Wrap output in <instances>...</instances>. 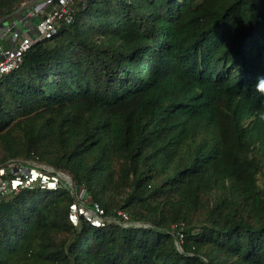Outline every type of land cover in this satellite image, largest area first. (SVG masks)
Masks as SVG:
<instances>
[{"label":"trees","instance_id":"16d2710c","mask_svg":"<svg viewBox=\"0 0 264 264\" xmlns=\"http://www.w3.org/2000/svg\"><path fill=\"white\" fill-rule=\"evenodd\" d=\"M74 9L0 80V166L67 173L140 226L75 227L69 188L23 190L0 201V264H264V0Z\"/></svg>","mask_w":264,"mask_h":264},{"label":"built area","instance_id":"2783aa9c","mask_svg":"<svg viewBox=\"0 0 264 264\" xmlns=\"http://www.w3.org/2000/svg\"><path fill=\"white\" fill-rule=\"evenodd\" d=\"M75 1L34 0L10 19L8 25L9 21L0 24V80L22 65L25 53L36 43L55 37L61 22L70 23L73 20ZM20 25L23 27L17 29ZM64 186L69 188L75 199L69 213L73 226H78L81 218L96 228H105L111 223L123 227L140 226L123 211H118L115 217H107L98 204L87 207L85 192L76 191L67 173L27 160H11L0 166V201L23 190L57 191ZM177 244L180 245V242Z\"/></svg>","mask_w":264,"mask_h":264},{"label":"water","instance_id":"95a60500","mask_svg":"<svg viewBox=\"0 0 264 264\" xmlns=\"http://www.w3.org/2000/svg\"><path fill=\"white\" fill-rule=\"evenodd\" d=\"M34 0L24 4L20 10H18L17 12H15L13 15H11L10 17H7L5 19H2L0 21V24L6 23L7 21H9L10 19L14 18L18 13H20L23 9H25V7H27V5L31 4ZM178 246L180 247V245L178 244Z\"/></svg>","mask_w":264,"mask_h":264},{"label":"rangeland","instance_id":"374dc122","mask_svg":"<svg viewBox=\"0 0 264 264\" xmlns=\"http://www.w3.org/2000/svg\"><path fill=\"white\" fill-rule=\"evenodd\" d=\"M10 23V21L9 22H7V25ZM23 27V25H20V26H18V28L17 29H20V28H22Z\"/></svg>","mask_w":264,"mask_h":264}]
</instances>
